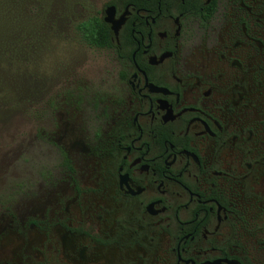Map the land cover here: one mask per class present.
I'll use <instances>...</instances> for the list:
<instances>
[{"label":"flooded vegetation","instance_id":"1","mask_svg":"<svg viewBox=\"0 0 264 264\" xmlns=\"http://www.w3.org/2000/svg\"><path fill=\"white\" fill-rule=\"evenodd\" d=\"M96 16L110 88L55 106L50 91L43 159L0 170V264H264V0H103Z\"/></svg>","mask_w":264,"mask_h":264},{"label":"trees","instance_id":"2","mask_svg":"<svg viewBox=\"0 0 264 264\" xmlns=\"http://www.w3.org/2000/svg\"><path fill=\"white\" fill-rule=\"evenodd\" d=\"M50 2L34 0L24 5L16 0H0V109L30 105L34 112L39 107L36 95L50 94L52 81L56 80L51 73L60 67L70 36L60 24L68 18L70 21V17L72 21L77 11L94 7L92 0H61V6L50 13L44 5ZM96 12L94 8L76 21L73 30L85 44L105 48L110 45L109 30ZM28 80L29 85L21 82ZM29 93H33L35 103L31 96L28 99Z\"/></svg>","mask_w":264,"mask_h":264},{"label":"rangeland","instance_id":"3","mask_svg":"<svg viewBox=\"0 0 264 264\" xmlns=\"http://www.w3.org/2000/svg\"><path fill=\"white\" fill-rule=\"evenodd\" d=\"M16 1L18 4L20 2L24 5H31L34 0ZM92 1L94 3L93 9L79 10L73 15L72 21L70 17V21L68 18L67 21L65 20L66 22H63L64 24H60L62 30L70 35V44L68 38L60 67L51 73L52 78L56 79L52 81L51 91L58 95L55 98L54 106L56 103H60L61 96L59 95L61 94L73 92L78 95V101L81 102L92 96L103 95L110 88L111 76L114 73L112 53L107 49L85 44L78 35H75L73 30V24L85 18L94 8H98L103 0ZM61 3V0H51L49 4L44 3L46 12L52 13L61 6ZM21 82L30 84V80ZM29 94H27L28 99L31 96V100L34 102L33 93ZM36 97V104L40 108L37 107L34 112L30 105L22 108L4 106L0 109V170L3 169L4 165L10 163L14 171L22 164L21 170L24 171L33 168L34 164L38 165L37 162L39 163L43 159L38 151L34 153L30 146L31 142L34 141V131L39 130L41 132L45 129V125L40 120L46 113V109L41 107L46 99V94H37ZM62 112L61 106L56 107L53 120L58 124H63L65 120L61 115ZM33 156L37 158V162L33 160ZM25 167L27 168L25 169Z\"/></svg>","mask_w":264,"mask_h":264},{"label":"water","instance_id":"4","mask_svg":"<svg viewBox=\"0 0 264 264\" xmlns=\"http://www.w3.org/2000/svg\"><path fill=\"white\" fill-rule=\"evenodd\" d=\"M110 9H111V8H108V9L106 10L107 16L105 17V21H107V22H111V13H110ZM111 28L114 30L115 33L117 32V28H118L117 26H113V25H112Z\"/></svg>","mask_w":264,"mask_h":264}]
</instances>
